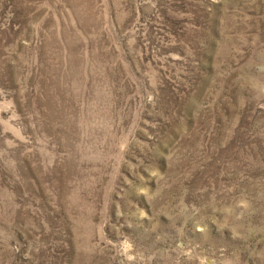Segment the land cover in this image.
<instances>
[{"label": "rangeland", "instance_id": "obj_1", "mask_svg": "<svg viewBox=\"0 0 264 264\" xmlns=\"http://www.w3.org/2000/svg\"><path fill=\"white\" fill-rule=\"evenodd\" d=\"M0 264H264V0H0Z\"/></svg>", "mask_w": 264, "mask_h": 264}]
</instances>
